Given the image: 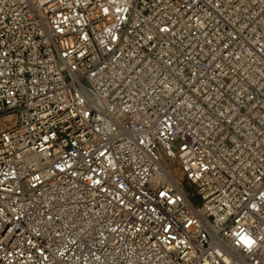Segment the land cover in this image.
<instances>
[{
    "label": "built area",
    "instance_id": "built-area-1",
    "mask_svg": "<svg viewBox=\"0 0 264 264\" xmlns=\"http://www.w3.org/2000/svg\"><path fill=\"white\" fill-rule=\"evenodd\" d=\"M0 264H264V0H0Z\"/></svg>",
    "mask_w": 264,
    "mask_h": 264
}]
</instances>
